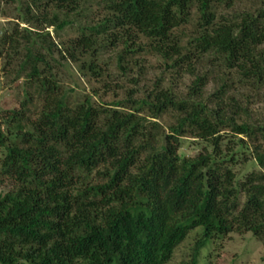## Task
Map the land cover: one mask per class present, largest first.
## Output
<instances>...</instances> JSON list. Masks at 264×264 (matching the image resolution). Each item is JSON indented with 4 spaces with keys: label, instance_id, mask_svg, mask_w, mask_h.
I'll return each mask as SVG.
<instances>
[{
    "label": "trees",
    "instance_id": "trees-1",
    "mask_svg": "<svg viewBox=\"0 0 264 264\" xmlns=\"http://www.w3.org/2000/svg\"><path fill=\"white\" fill-rule=\"evenodd\" d=\"M27 1L57 31L81 15L82 0ZM97 1L103 18L62 44L81 72L101 76L94 53L114 42L124 44L120 60L138 44L177 64L185 48L178 32L193 22L189 53L220 54L264 83V7L217 21V6L231 8L236 0ZM26 31L24 63L32 62L29 80L43 106L35 122L24 110L0 122L2 172L14 186L0 193V264H167L197 228L203 229L197 256L211 240L233 232H251L264 244V153L255 149L262 171L243 181L218 161L222 131L251 139L264 137V125L239 124L220 104L209 108L200 75L183 99L157 89L115 105L129 112L97 106L89 97L72 107L55 77L41 71L38 64L49 70L50 64L34 53ZM18 42L5 35L0 47L18 52ZM25 96L24 105L37 99L30 91ZM169 110L180 118L166 133L150 120ZM187 128L213 150L182 157Z\"/></svg>",
    "mask_w": 264,
    "mask_h": 264
},
{
    "label": "rangeland",
    "instance_id": "rangeland-1",
    "mask_svg": "<svg viewBox=\"0 0 264 264\" xmlns=\"http://www.w3.org/2000/svg\"><path fill=\"white\" fill-rule=\"evenodd\" d=\"M195 6L192 11L194 18H197ZM262 7L264 0H236L231 8L219 5L215 12L217 21H223ZM79 12L81 15L78 17L69 18L71 25L57 31L55 27L48 26L27 0H0V39L5 35L19 37V42L21 39L18 52L13 51V46L9 44L4 48L0 47V122L12 110H24L25 118L29 122H35L43 106V98L39 100L40 95L35 93V83L29 80L32 62L24 63L28 53L24 48V37L29 35L26 31L29 30L35 40L34 53L50 64V70L44 64L38 66L41 71L43 67L49 70H46L45 75L55 77L62 90L68 93L72 107L89 97L97 106L113 108L117 103L126 102L129 97L142 99L157 89L170 91L183 99L196 76L200 75L206 77L203 99L209 108L215 109L220 104L226 115L235 118L239 124L264 125V83L245 77L237 68L227 65L220 54L201 55L196 51L194 54L189 53L193 44L191 39L195 35L193 22L178 32L185 48L183 60L177 64V58L164 59L147 49L139 48L138 44L134 46L135 53L126 54L120 60L124 44L114 42L109 46L97 47L94 54L97 56L101 76L95 78L81 72L79 64L69 58L62 45L76 39L83 30L97 24L104 16L97 0H82ZM49 14L52 15L51 11ZM26 91L37 98L33 104L24 105ZM116 108L129 112L124 107ZM179 118L178 112L169 110L158 120L150 121L159 123L169 133L170 128L177 125ZM187 131L180 143L179 154L182 157L193 158L205 149L209 152L213 150L208 144L195 138L190 128ZM221 135L222 159H218L223 161L221 167L231 169L238 181H243L255 171H262L254 158L256 148L264 153L263 136L258 134L248 139L235 136L230 129L222 131ZM241 139L245 141V145L240 143ZM4 155L5 151L0 149V193L14 188L12 180L2 172ZM202 237V228L192 230L176 248L167 264H264V244L251 232H233L216 237L197 256V246Z\"/></svg>",
    "mask_w": 264,
    "mask_h": 264
}]
</instances>
